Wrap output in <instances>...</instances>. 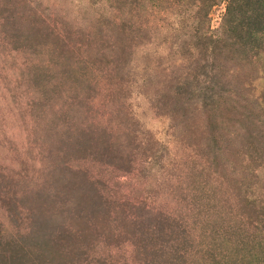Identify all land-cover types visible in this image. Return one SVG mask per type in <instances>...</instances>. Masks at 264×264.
I'll list each match as a JSON object with an SVG mask.
<instances>
[{
  "label": "rangeland",
  "instance_id": "374dc122",
  "mask_svg": "<svg viewBox=\"0 0 264 264\" xmlns=\"http://www.w3.org/2000/svg\"><path fill=\"white\" fill-rule=\"evenodd\" d=\"M0 264H264V0H0Z\"/></svg>",
  "mask_w": 264,
  "mask_h": 264
}]
</instances>
